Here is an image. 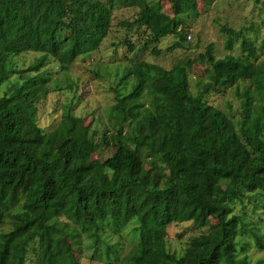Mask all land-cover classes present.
I'll list each match as a JSON object with an SVG mask.
<instances>
[{
	"label": "trees",
	"instance_id": "1",
	"mask_svg": "<svg viewBox=\"0 0 264 264\" xmlns=\"http://www.w3.org/2000/svg\"><path fill=\"white\" fill-rule=\"evenodd\" d=\"M199 1L217 0H0V91L11 84L0 96V264H27L33 243L30 264H77V247L95 249L108 230L129 226L137 242L122 258V247L106 246L116 264H252L246 234L264 251L260 226L235 212L264 196V63L243 30L222 27L229 51L234 36L242 40L241 56L216 58L210 44L170 70L136 62L122 78L134 84L117 94L112 127L98 141L71 107L49 132L38 123L39 104L59 90L43 72L49 60L67 73L99 51L116 7L139 9L119 25L143 30L139 51L154 45L158 55L167 36L177 38L168 52L184 47L182 19L197 14ZM26 53L39 56L20 69L15 59ZM196 63L205 66L204 95L236 88L238 118L192 94ZM111 147L105 160L94 158ZM189 222L210 229L179 256L167 247L168 227Z\"/></svg>",
	"mask_w": 264,
	"mask_h": 264
},
{
	"label": "rangeland",
	"instance_id": "2",
	"mask_svg": "<svg viewBox=\"0 0 264 264\" xmlns=\"http://www.w3.org/2000/svg\"><path fill=\"white\" fill-rule=\"evenodd\" d=\"M159 1L162 4L166 2V0ZM138 11L136 7H116L111 33L103 42L101 49L77 60L67 73H61L57 63L52 59L49 60L43 72L51 76V88L55 87L59 90L50 93L39 104L38 123L45 132L57 127L63 110L67 106L72 108L74 115L85 119L86 127L98 141L104 131L112 127L109 117L111 108L116 104L117 94H126L132 88L134 80L129 79V84L125 87L122 78L138 61L157 64L170 70L178 62L196 59L206 51L210 44H213L216 58H223L228 54L241 56L242 40L234 36V47L229 51L227 49L229 37L222 31L223 26L235 31L243 30L245 36L254 41L258 47V62L264 63V0H217L210 7H205L199 1L197 14L184 15L182 19L187 35L184 47L168 52L166 49L174 44L177 38L167 36L157 45L160 51L158 55L152 53L154 45L149 46L146 51H139L145 39L143 30L136 28L128 30L119 25L124 21H133ZM127 41L131 42L133 50L128 48ZM38 56L39 54L36 53H26L17 57L15 62L20 69H27ZM15 78L17 77H13L10 82ZM206 82L205 66L196 63L190 73L192 94L203 97L210 105L238 118L242 99L237 94L236 88L212 90L204 95L203 87ZM10 85V83L4 84L0 96L4 94L3 90L8 91ZM239 88L243 91L244 84L241 83ZM105 152L104 154L97 153L94 158L105 160L114 153V148L111 147ZM235 212L245 215L248 220L260 226L264 236V196L251 201L245 200L244 203H236ZM215 222L211 220L210 224L215 225ZM209 229L210 225L199 229L192 222L172 224L168 227L167 247L172 253L179 256L184 255L189 240ZM133 237L130 226L119 233L108 230L95 249L88 245L76 248L77 264H116L113 256L107 259L106 246H111L113 249L122 247L120 251V258H122L132 244L137 242ZM243 246L252 264H264V251L257 249L253 239L247 234L244 236ZM36 251L37 246L33 243L29 249L27 264L34 261Z\"/></svg>",
	"mask_w": 264,
	"mask_h": 264
},
{
	"label": "built area",
	"instance_id": "3",
	"mask_svg": "<svg viewBox=\"0 0 264 264\" xmlns=\"http://www.w3.org/2000/svg\"><path fill=\"white\" fill-rule=\"evenodd\" d=\"M191 37L189 36V39H190Z\"/></svg>",
	"mask_w": 264,
	"mask_h": 264
}]
</instances>
